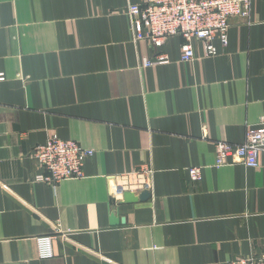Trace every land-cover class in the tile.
<instances>
[{
    "label": "crops",
    "instance_id": "obj_1",
    "mask_svg": "<svg viewBox=\"0 0 264 264\" xmlns=\"http://www.w3.org/2000/svg\"><path fill=\"white\" fill-rule=\"evenodd\" d=\"M145 0H0V264H227L264 256L258 168L216 167L217 141L264 126V0L229 20V43L181 60V37H132ZM166 62L143 66L144 59ZM55 133L94 151L84 177L52 187L31 157ZM202 167L198 183L188 169ZM152 170L150 190L125 178ZM114 214L118 225L110 226ZM55 235L54 256L37 239Z\"/></svg>",
    "mask_w": 264,
    "mask_h": 264
},
{
    "label": "built area",
    "instance_id": "obj_2",
    "mask_svg": "<svg viewBox=\"0 0 264 264\" xmlns=\"http://www.w3.org/2000/svg\"><path fill=\"white\" fill-rule=\"evenodd\" d=\"M254 0H145L142 6L130 5L127 9L132 37L136 41H147L154 49L162 46L170 37L181 36L185 42L181 46V60L190 62L194 58L191 43L196 40L202 45L204 56H216L218 50L213 45L218 40L221 50H226L229 43V20L249 19L251 5ZM166 62L165 57L143 61V66H154ZM244 140L241 144L217 141L214 143L216 167L239 164L247 168H258L259 157L264 153V126L261 121L257 128L246 127ZM31 157L43 169L36 182L46 183L52 187L60 182L78 180L84 177L85 161L94 154L93 150L83 149L75 141H64L55 133L47 141L37 145ZM151 168L144 167L125 176L130 179L131 193L149 191ZM202 177V167L188 169V179L198 183ZM121 190L122 189H118ZM52 236L37 239L39 259H51L53 254L52 241L60 234L62 239L67 235L54 227ZM227 264H264V256H248L236 258Z\"/></svg>",
    "mask_w": 264,
    "mask_h": 264
},
{
    "label": "water",
    "instance_id": "obj_3",
    "mask_svg": "<svg viewBox=\"0 0 264 264\" xmlns=\"http://www.w3.org/2000/svg\"><path fill=\"white\" fill-rule=\"evenodd\" d=\"M118 192L121 194L122 197V202L121 204H135L137 201L141 200L144 198V196H146V194H142L140 196H136L135 193H131V192H121V190H118ZM119 221L121 223L124 222L123 219H119ZM118 219L116 218V215L112 214L110 216V220H109V224L110 226H116L119 223Z\"/></svg>",
    "mask_w": 264,
    "mask_h": 264
}]
</instances>
